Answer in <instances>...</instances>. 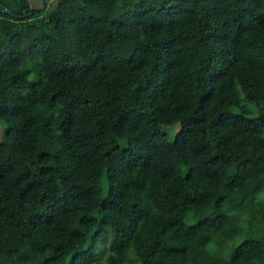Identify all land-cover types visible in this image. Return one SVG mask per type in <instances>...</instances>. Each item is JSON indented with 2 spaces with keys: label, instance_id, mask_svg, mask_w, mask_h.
<instances>
[{
  "label": "trees",
  "instance_id": "obj_1",
  "mask_svg": "<svg viewBox=\"0 0 264 264\" xmlns=\"http://www.w3.org/2000/svg\"><path fill=\"white\" fill-rule=\"evenodd\" d=\"M0 122V264H264V0H0Z\"/></svg>",
  "mask_w": 264,
  "mask_h": 264
},
{
  "label": "rangeland",
  "instance_id": "obj_2",
  "mask_svg": "<svg viewBox=\"0 0 264 264\" xmlns=\"http://www.w3.org/2000/svg\"><path fill=\"white\" fill-rule=\"evenodd\" d=\"M40 4V0H31V5L35 6V5H39ZM3 123L0 122V140L2 138V134H3Z\"/></svg>",
  "mask_w": 264,
  "mask_h": 264
},
{
  "label": "water",
  "instance_id": "obj_3",
  "mask_svg": "<svg viewBox=\"0 0 264 264\" xmlns=\"http://www.w3.org/2000/svg\"><path fill=\"white\" fill-rule=\"evenodd\" d=\"M4 12H6V13H10V11L7 9V8H3L2 9Z\"/></svg>",
  "mask_w": 264,
  "mask_h": 264
}]
</instances>
